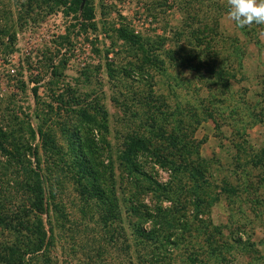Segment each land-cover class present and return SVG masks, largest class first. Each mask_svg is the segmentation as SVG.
Listing matches in <instances>:
<instances>
[{
	"label": "rangeland",
	"instance_id": "1",
	"mask_svg": "<svg viewBox=\"0 0 264 264\" xmlns=\"http://www.w3.org/2000/svg\"><path fill=\"white\" fill-rule=\"evenodd\" d=\"M226 13V0H0V129L11 151L33 161L37 149L45 174L48 243L15 264H264V172L249 162L264 146V25L239 29ZM208 38L213 73L197 67ZM74 133L98 190L73 162ZM173 135L209 159L201 203L187 173L177 180L149 153L138 152L140 168L168 181V200L119 164L137 136L178 161ZM9 161L0 153V208L22 225L0 224V264L36 221Z\"/></svg>",
	"mask_w": 264,
	"mask_h": 264
},
{
	"label": "trees",
	"instance_id": "2",
	"mask_svg": "<svg viewBox=\"0 0 264 264\" xmlns=\"http://www.w3.org/2000/svg\"><path fill=\"white\" fill-rule=\"evenodd\" d=\"M85 3V2H84ZM81 8V18L83 20L89 19L92 15L91 9L84 6ZM206 23L203 24L205 29L212 31L215 30V26L213 27H207L205 26ZM203 28V27H202ZM213 34H217L216 31H213ZM126 38V36L124 35ZM136 41H133L132 43H135ZM214 39L208 38L207 42L203 41L202 49H205V51H200L198 54H201L204 59H201V64L198 65V69L202 68L205 72L213 73L215 68V58L217 55V52H214L212 49L214 47ZM202 44V43H199ZM201 50V49H200ZM233 50L235 55L238 54L239 49L233 46ZM202 58V57H201ZM205 62V63H204ZM194 67V68H197ZM35 87L31 89L33 93H35ZM30 133L33 134V130H30ZM7 138V133L0 129V153L5 154L6 156H10V161L8 162L10 165V168H13L17 173L16 176L13 179L14 187L18 190H21L22 192H26L29 207L28 212L30 210V218H34L36 221L29 222L28 225V234L26 235L27 241L24 245L25 249L23 251H20L17 249L15 251L14 249H11V247L7 244L5 246L6 250L11 249L9 254L14 255V261L11 264L19 263L22 261V254L25 252L31 256L38 254V251H42L45 246L48 243V240L45 235V230L42 226V221L40 219L39 214H41L44 210L43 207V196H44V187H43V179L45 177V174L43 175V168L40 166V162L37 158L36 154V148L32 149L33 156L35 155V159L33 161H30L26 156L25 152L20 153L17 151V148L12 146V150L8 149L6 144L4 143ZM195 143V141L193 140ZM190 141V143H180V139L177 137V135L172 136V143H171V149L173 150V154L171 156H176L178 158V161H175L173 158L167 157L166 155H163L162 153L158 152L154 147L150 148V145L148 144V140L145 138H142L140 136H137L136 138H130L129 142L125 144L124 148L120 150V153L117 156V159L119 161V164L126 170V174L129 175L132 179H134L135 184H138L139 178H144L148 182V184L144 187L140 186L143 189H148L151 191L152 194H156L157 196H161L164 199L169 198L170 194V188L168 186V181L160 182L155 180L153 177L145 173L144 170H142L139 163V155L138 152L143 153H149L151 156L155 158V162L158 166H166L167 169H169L172 173V177L176 178L177 180H180L177 176L179 172H185L187 173V176H189V179H191L194 184H192L190 188L191 194L194 196V200L200 203L204 201L203 197L201 196L199 198L200 194V185L201 183L205 182L207 180V165L209 159H205L201 157L197 151L194 144ZM25 147V146H24ZM71 154H73V162L75 165L79 168L80 176L81 178H84L85 181H90V187H95V190H98L99 185L96 180L97 178V170L94 168V164L90 160L89 154L84 151L85 146H82L80 139H78L77 133H74L73 135L70 134L69 139V146H68ZM31 148L28 146L26 147V151L29 152ZM249 162L256 167H259L264 172V146L261 149V153L257 157H252L249 159ZM19 174V175H17ZM112 174L107 173V204H111V201L109 200L110 197H113L112 195ZM140 184V183H139ZM182 187V186H181ZM179 187V188H181ZM15 189V190H16ZM222 192L227 193L225 189H221ZM172 194V189H171ZM168 200V199H167ZM197 206L196 204H194ZM1 207V206H0ZM30 208V209H29ZM198 208V206L196 207ZM2 208H0V224L3 225L5 228H8L9 230L13 229V231L20 230V226L22 225V221L20 218L19 213H16L14 211L11 217L10 215H7L6 213L2 212ZM156 210H160V205H157L155 207ZM132 210L136 213L139 212V210L136 207H132ZM114 211H112L113 214ZM198 212V210H197ZM113 216V215H112ZM4 248V249H5ZM1 257V255H0ZM5 258V257H2ZM3 260V259H2ZM4 259L3 261H5ZM10 260L7 259V263H9Z\"/></svg>",
	"mask_w": 264,
	"mask_h": 264
},
{
	"label": "clouds",
	"instance_id": "3",
	"mask_svg": "<svg viewBox=\"0 0 264 264\" xmlns=\"http://www.w3.org/2000/svg\"><path fill=\"white\" fill-rule=\"evenodd\" d=\"M227 18L237 28L264 25V0H226Z\"/></svg>",
	"mask_w": 264,
	"mask_h": 264
},
{
	"label": "built area",
	"instance_id": "4",
	"mask_svg": "<svg viewBox=\"0 0 264 264\" xmlns=\"http://www.w3.org/2000/svg\"><path fill=\"white\" fill-rule=\"evenodd\" d=\"M9 71H10V72H12V71H13V69H12V68H10V69H9Z\"/></svg>",
	"mask_w": 264,
	"mask_h": 264
}]
</instances>
